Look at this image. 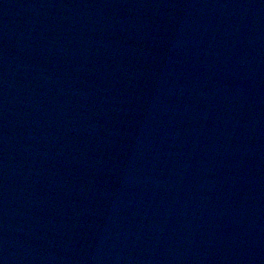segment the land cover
<instances>
[{
    "label": "water",
    "instance_id": "95a60500",
    "mask_svg": "<svg viewBox=\"0 0 264 264\" xmlns=\"http://www.w3.org/2000/svg\"><path fill=\"white\" fill-rule=\"evenodd\" d=\"M234 264H264V0H164Z\"/></svg>",
    "mask_w": 264,
    "mask_h": 264
}]
</instances>
